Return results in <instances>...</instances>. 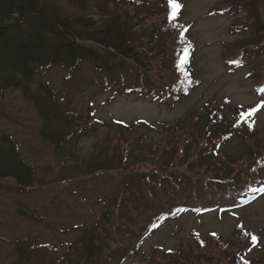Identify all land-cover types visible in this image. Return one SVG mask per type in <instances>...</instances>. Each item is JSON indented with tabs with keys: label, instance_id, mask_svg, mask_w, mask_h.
Segmentation results:
<instances>
[{
	"label": "rangeland",
	"instance_id": "1",
	"mask_svg": "<svg viewBox=\"0 0 264 264\" xmlns=\"http://www.w3.org/2000/svg\"><path fill=\"white\" fill-rule=\"evenodd\" d=\"M78 1L55 0V5L67 17L98 20L101 0L84 5ZM130 1L155 5L166 0ZM234 1L177 0L182 5L179 19L192 46L188 68L196 80L191 92L178 102L156 100L148 92L126 93L109 78L102 80L88 61L73 71L61 65L48 68L33 83L49 85L60 105L74 116V123L82 127L70 138L63 135L62 127H51L49 132H56L60 141L55 146L42 138L37 108L18 89L1 91L0 136L16 143L32 184L21 187L12 179L0 181V264H220L221 258L226 264L243 247L244 241L234 235L237 226L258 237L245 258L264 264V186L245 201L220 200L199 212L186 211L165 221L142 246H136L146 222L163 205L162 192L153 187V181L168 173L176 179L184 174L202 179L226 176L221 164L242 158L244 146L258 151L255 148L264 140V96L255 91L249 70L232 66L225 55L228 47L244 45L251 34L249 30L235 32L236 21L244 15L211 12L218 5L228 6L234 14ZM256 1L264 29V0ZM145 16L141 26L159 27L156 20L160 18ZM167 47L166 52L172 50L170 44ZM156 67L144 72V77L158 84L163 75ZM134 80L129 81L136 84ZM208 102L218 109L225 103L228 110L251 107L249 120L261 133L249 134L248 140L237 136L224 142L218 153L225 154V160L206 153L214 145L210 144L212 136L204 137L201 151L197 150L199 142L191 138L181 158L173 151L167 153L172 132L166 128ZM0 147L5 148L1 142ZM96 223H100L104 247L102 251L94 248L88 257L83 253V233L88 235ZM193 231L197 236L191 235ZM127 245L137 249L125 255L126 250L121 260L108 258V251L124 250ZM177 250L182 257L177 262V255H165V251ZM146 257L151 260L145 261Z\"/></svg>",
	"mask_w": 264,
	"mask_h": 264
},
{
	"label": "trees",
	"instance_id": "2",
	"mask_svg": "<svg viewBox=\"0 0 264 264\" xmlns=\"http://www.w3.org/2000/svg\"><path fill=\"white\" fill-rule=\"evenodd\" d=\"M87 1L78 2L84 5ZM256 2L235 0L234 14L228 6L217 8L218 5L211 12L244 15L236 21L239 24L234 26L235 32L249 30L251 34L244 45L228 47L225 55L231 65L246 67L248 74L254 79L255 91L264 93V29H261L258 19ZM99 6L100 15L95 20L91 16H65L55 5V0H0V101L3 89H18L37 108L42 121L43 140L55 146H59L60 141L56 138V132H49L51 127H62L65 129L63 135L65 133L69 138L82 127L74 123V116L60 105L49 85L33 83L48 68L61 65L64 69L73 71L80 63L88 61L105 82L109 78L115 87L124 88L126 93L148 92L153 99L161 101L178 102L196 85L188 68L192 46L185 35L187 29L179 19L182 5L175 18L172 17L169 0L155 5L148 2L132 3L130 0H101ZM144 14L160 18L156 20V26L159 27L153 26L156 28L150 30L147 26H141L142 20H146V16L142 17ZM167 44L172 49L168 52ZM154 65L163 75V81L158 84L144 77V72L151 70ZM129 80H134L136 84ZM129 84H132L131 87ZM212 104L208 102L202 109H192L185 120L173 122L166 128L172 132L168 137L172 146L168 142L167 153L173 151L176 158H181L182 148L191 138L199 142L197 150L201 151L204 137L212 136L214 140L210 144L214 145L208 146L210 149L206 153L214 158L220 155L225 160V154L218 153L224 142L237 136L248 140L251 139L249 134L257 137L260 131H256L249 120L251 109L228 110L226 103L218 109ZM0 142L5 146L4 149L0 147V181L12 179L21 187H30L32 174L16 143L5 135L0 136ZM255 149L258 151L244 146L242 158L227 160L226 164H221L223 174L226 173L223 177L217 175L202 179L184 174L176 179L168 173L153 181V187L162 192L163 205L160 204L159 210L146 222L143 235L136 243L137 248L164 221L175 219L185 210L196 212L220 200H243L255 193L264 183V140ZM235 168L241 170L235 173ZM147 209L148 207H144V210ZM93 225L89 236L86 232L83 233V240L86 242L83 253L88 257H91L94 248L102 251L101 247H104L100 245V223ZM235 234L240 241H244L243 247L237 248L231 260L226 259L225 263L252 264L245 255L252 243L258 242V237L254 233H246L242 226L236 227ZM191 235L197 236L194 231ZM253 236L256 237L255 240L252 239ZM211 238L215 239L217 236L212 235ZM132 248L137 249L134 245H127L124 250H110L108 258L121 260L126 250L129 251L125 255L135 251ZM161 252V249H157V255ZM165 253L169 257L177 255L175 262L182 259L178 250ZM149 259L151 260L146 257L145 261ZM224 260L221 258L219 263L222 264Z\"/></svg>",
	"mask_w": 264,
	"mask_h": 264
},
{
	"label": "snow or ice",
	"instance_id": "3",
	"mask_svg": "<svg viewBox=\"0 0 264 264\" xmlns=\"http://www.w3.org/2000/svg\"><path fill=\"white\" fill-rule=\"evenodd\" d=\"M170 6L172 8V17L175 18L178 10L180 9L181 5L177 2V0H169ZM253 240L256 239L255 236L252 237Z\"/></svg>",
	"mask_w": 264,
	"mask_h": 264
}]
</instances>
